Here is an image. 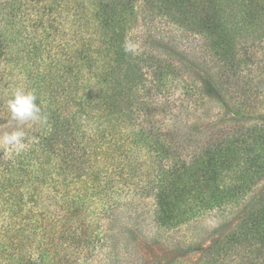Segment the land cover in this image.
<instances>
[{
  "label": "rangeland",
  "instance_id": "obj_1",
  "mask_svg": "<svg viewBox=\"0 0 264 264\" xmlns=\"http://www.w3.org/2000/svg\"><path fill=\"white\" fill-rule=\"evenodd\" d=\"M120 1L123 5L126 0ZM151 2H128L125 43L133 53H153L165 75L159 87L132 93L133 108L138 106L136 101H148L153 113L146 127L153 123L159 133L158 127L171 129L168 136H159L171 146V156L163 161L167 165L188 162L207 145L224 141L230 151L231 168L219 184L238 186L236 196L226 198L220 206L200 208L161 225L155 217L154 197L160 166L146 164L148 168L141 171L127 160L110 162L112 154H121L119 143L107 150L88 146L78 149L79 159L71 158L65 162L66 168L49 173L43 183L33 180L30 172L15 169L16 182L11 185L13 197L9 200L16 195L23 200L14 205L17 212L13 228L1 236L5 240L2 246L8 245L13 261L28 259L30 254L36 258L35 248L46 243L40 234L49 235L51 223L66 213V223L71 224L65 236H73L79 223L91 241L82 242V236L75 237L76 242L66 240L67 255L62 257L65 264H264V242L258 244L250 234H238L236 228L257 205L264 210V0H179L180 6L184 4L181 13L172 1L167 6L174 15ZM207 10L215 17L213 23L221 24L214 36L222 32L233 38L234 55L228 64L216 66L211 61V29L202 24V12ZM33 60L31 67L40 66L36 75L40 78L44 75L41 61ZM17 77L22 78L21 72ZM204 80L217 89L214 97L201 94ZM37 81L40 86L42 80ZM145 119L140 116L141 122ZM17 128L31 130L29 124L0 116V134ZM254 158L255 167L246 170ZM240 167L241 173L237 172ZM95 172L99 176L92 174ZM64 173L68 174L66 178L73 173L81 176H75L64 188ZM216 184L211 179L200 188L210 198ZM44 186L45 202L32 191ZM63 190L71 194L78 190L81 198L58 211L54 195L59 200ZM189 206L192 204L187 200L180 208ZM21 237L26 239L19 245Z\"/></svg>",
  "mask_w": 264,
  "mask_h": 264
},
{
  "label": "trees",
  "instance_id": "obj_2",
  "mask_svg": "<svg viewBox=\"0 0 264 264\" xmlns=\"http://www.w3.org/2000/svg\"><path fill=\"white\" fill-rule=\"evenodd\" d=\"M151 1L158 3L160 9L171 11L172 15L174 13L167 6L172 1L180 13L184 7V4L179 5V0ZM128 2L130 0L121 5L119 0H0V116L13 121L7 101L15 88L22 87L35 93L41 114L47 118L43 125H29L30 132H25V143L29 145L26 150L19 154L0 155V203L6 207L0 204V231L3 232L0 235V264H65L62 257L69 245L66 240L72 243L76 242L73 240L75 237L81 239L82 236V242L88 244L91 241L79 223L75 224L73 236H65L67 226L71 224L66 223V213L62 217L58 215L51 223L53 228L49 235L40 234L46 243L35 248L36 258L30 254L28 259L13 261V257L8 255V245L2 246L5 240H1L4 232L13 228L17 212L14 205L23 200L21 195L9 200L13 197L11 185L16 182L15 169L24 171V174L30 172L33 180L40 179L43 183L48 180L49 173L66 168L65 162L71 158L79 159L78 149L86 150L95 145L107 150L119 143L118 147L122 149L119 153L125 156L119 154L114 157L112 154L110 162L127 160L141 171L148 168L146 164L160 166L154 197L155 217L161 225L200 208L220 206L226 198L236 196L238 186L229 184L221 187L219 184L224 179V172L231 168L228 160L230 151L225 148L227 144L224 141L215 147L207 145L197 155H192L188 162L169 165L163 162L171 156L172 150L170 144L159 136H168L171 129L164 131L161 126L158 127L159 133L154 130L153 123L147 128L153 109L148 107V101L145 103L143 100L136 101L138 106L133 108L136 104H133L131 95L137 89L148 91L147 88L159 87L165 73L153 53H133L126 45L128 26L124 12L128 9ZM202 15V24L211 29L208 35L210 50L214 53H210L211 61L216 66L228 64L234 55L233 38L222 32L220 36H214V31L221 30V24L213 23L215 17L209 15L208 10ZM33 59L41 61L44 75L40 78H36L40 74L37 71L39 64L37 68L31 67ZM14 72L18 75L21 72L22 78L15 76ZM20 79L23 80L22 86ZM37 79L42 80L40 86H37ZM201 94L214 97L217 89L204 80ZM72 105H76V110ZM140 116L146 117L145 122H141ZM248 136L252 135L249 133ZM128 151L134 156H129ZM247 165L246 170L255 167V158ZM239 171L242 172V167L237 168ZM98 173L92 174L97 177ZM67 175L64 173L62 180L64 188L75 176H81L73 173L66 178ZM211 179L218 184L208 198L200 185ZM46 188L32 190L37 191L38 200L46 201ZM68 194L71 193L63 190L59 193V200L57 194L54 195L59 202L58 211L81 198L78 190L70 196ZM32 196L31 193L29 198ZM187 200L192 206L180 208ZM30 211L28 209L26 214L29 215ZM236 228L238 234H250L256 243L262 244L264 210L257 205ZM25 239L21 237L19 245Z\"/></svg>",
  "mask_w": 264,
  "mask_h": 264
},
{
  "label": "clouds",
  "instance_id": "obj_3",
  "mask_svg": "<svg viewBox=\"0 0 264 264\" xmlns=\"http://www.w3.org/2000/svg\"><path fill=\"white\" fill-rule=\"evenodd\" d=\"M37 97L31 90L22 87L15 88L11 98L7 101V108L11 118L18 124H40L46 123L47 118L41 114V107L36 103ZM26 133L17 128L11 132L0 134V149L10 155L15 152L26 150L29 145L25 143Z\"/></svg>",
  "mask_w": 264,
  "mask_h": 264
}]
</instances>
